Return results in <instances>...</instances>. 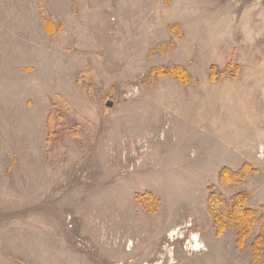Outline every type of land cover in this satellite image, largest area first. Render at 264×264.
<instances>
[{"label":"rangeland","instance_id":"374dc122","mask_svg":"<svg viewBox=\"0 0 264 264\" xmlns=\"http://www.w3.org/2000/svg\"><path fill=\"white\" fill-rule=\"evenodd\" d=\"M240 192L258 217L264 0H0V264H263L206 206Z\"/></svg>","mask_w":264,"mask_h":264},{"label":"trees","instance_id":"16d2710c","mask_svg":"<svg viewBox=\"0 0 264 264\" xmlns=\"http://www.w3.org/2000/svg\"><path fill=\"white\" fill-rule=\"evenodd\" d=\"M47 23V22H46ZM152 72L153 74L157 76H168L173 77L183 83H187L188 81V75L185 73L186 71L181 68H173L169 70H163L162 67L155 68ZM225 72V71H224ZM224 72H221V75H224ZM213 72L210 71V78L213 79ZM48 125L50 126V123L48 121ZM48 127V126H47ZM50 127H48L49 131V137L48 142L52 144V132L50 131ZM51 135V136H50ZM245 170L249 169L248 166H244ZM240 172L231 170L229 168H221L219 171V179L220 181H223L225 183L231 182L234 179L238 177ZM136 200L142 204V207L147 210L149 213H154L155 208L150 206V198L145 197L141 194L134 195ZM247 197L246 193L240 192L236 194L235 196L231 197V199L228 201L229 203L227 205H222L225 200L221 198V196L217 193H209L207 197V204L208 210L211 213V218L216 225L217 232L216 234L220 236L222 232L224 231L223 228H225V223H229L235 226V229L237 230V245L239 247L242 246L243 241L245 237L249 234L251 231V227L253 223L255 222V219L260 224L261 232L256 236V239L253 242L252 249L254 252V255L257 254V248L263 247L264 248V205H261L259 210L260 214L255 216L256 212H254L252 209L246 208L244 206L245 198ZM264 264V263H263Z\"/></svg>","mask_w":264,"mask_h":264},{"label":"crops","instance_id":"0c3cea01","mask_svg":"<svg viewBox=\"0 0 264 264\" xmlns=\"http://www.w3.org/2000/svg\"><path fill=\"white\" fill-rule=\"evenodd\" d=\"M45 23V25H43V29H42V31H45V29H46V22H44ZM51 29H49L50 31L48 32V33H51V32H53V30H52V26H49Z\"/></svg>","mask_w":264,"mask_h":264},{"label":"water","instance_id":"95a60500","mask_svg":"<svg viewBox=\"0 0 264 264\" xmlns=\"http://www.w3.org/2000/svg\"><path fill=\"white\" fill-rule=\"evenodd\" d=\"M106 105H107V106H110V105H111V101H107V102H106Z\"/></svg>","mask_w":264,"mask_h":264}]
</instances>
